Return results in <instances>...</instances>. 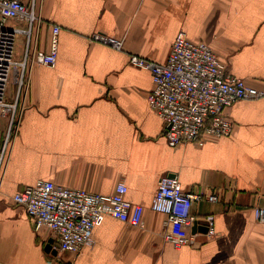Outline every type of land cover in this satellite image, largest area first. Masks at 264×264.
<instances>
[{
  "label": "crops",
  "instance_id": "obj_1",
  "mask_svg": "<svg viewBox=\"0 0 264 264\" xmlns=\"http://www.w3.org/2000/svg\"><path fill=\"white\" fill-rule=\"evenodd\" d=\"M42 14L39 48L48 49L50 24H57L59 55L54 67L33 68L20 131L1 170L0 259L53 264L42 243L50 232L37 233L12 201L49 180L105 195L123 183L127 199L145 208L142 227L108 216L94 229V244L62 254L60 264H264V224L254 217L264 207V97L226 109L231 136L170 146L165 122L149 106L152 75L129 63L130 54L165 62L183 32L264 90V0H44ZM94 33L125 39L124 50L92 43ZM24 48L22 35L16 58ZM7 126L0 117V151ZM164 176L218 201L195 202L191 227H167V217L150 208ZM167 232L194 242L175 247Z\"/></svg>",
  "mask_w": 264,
  "mask_h": 264
},
{
  "label": "built area",
  "instance_id": "obj_2",
  "mask_svg": "<svg viewBox=\"0 0 264 264\" xmlns=\"http://www.w3.org/2000/svg\"><path fill=\"white\" fill-rule=\"evenodd\" d=\"M43 3L44 0H0V117L8 121L0 151V180L5 157L19 134L27 107L31 72L37 65L57 64L61 33L57 24H50L48 49L39 48L40 30L45 24ZM22 35L24 55L18 59L16 47ZM90 41L118 51L125 46V39L102 33H94ZM129 63L152 75L149 106L165 122V138L170 146L186 142L202 144L205 136H231L233 123L226 109L241 100L264 97V90L228 72L210 45L194 41L183 32L174 39L165 62L130 54ZM127 193L123 183L116 186L114 193L105 195L38 180L17 192L12 201L24 209L37 233L50 232L58 254H76L94 244L93 231L108 216L143 226L145 208L130 202ZM202 200L216 202L218 196L204 197L185 191L176 176H164L158 182L150 208L167 217V227L189 228L195 222L193 205ZM254 217L264 224V207H255ZM208 220L212 223L213 219ZM165 240L175 247L194 242L192 236L170 232L165 234Z\"/></svg>",
  "mask_w": 264,
  "mask_h": 264
},
{
  "label": "rangeland",
  "instance_id": "obj_3",
  "mask_svg": "<svg viewBox=\"0 0 264 264\" xmlns=\"http://www.w3.org/2000/svg\"><path fill=\"white\" fill-rule=\"evenodd\" d=\"M45 237H46V236H43V238H45ZM43 238H39V239H43ZM49 238H50V237H49ZM49 238H48V239H49ZM45 239H47V237H46ZM48 239L45 240V241H42V243H43V251H44L45 259H46V260L48 259L49 261H51L50 263L55 264V261H56V262H58V263L60 264L62 254H58L57 256H53L51 253H48V252L45 251V246H46V244H47ZM5 257H6V256H5ZM7 257H8V259H10V260H7V259L2 260V259H0V264H14V263H12V261H11V256H7ZM9 257H10V258H9ZM1 258H3V257H1ZM48 260L46 261V263H49Z\"/></svg>",
  "mask_w": 264,
  "mask_h": 264
},
{
  "label": "water",
  "instance_id": "obj_4",
  "mask_svg": "<svg viewBox=\"0 0 264 264\" xmlns=\"http://www.w3.org/2000/svg\"><path fill=\"white\" fill-rule=\"evenodd\" d=\"M54 240L49 239L46 246H45V251L48 253H51L53 256H57L58 252L53 248Z\"/></svg>",
  "mask_w": 264,
  "mask_h": 264
}]
</instances>
